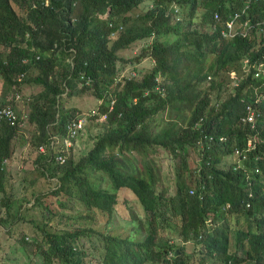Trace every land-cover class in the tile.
Instances as JSON below:
<instances>
[{
    "label": "trees",
    "instance_id": "16d2710c",
    "mask_svg": "<svg viewBox=\"0 0 264 264\" xmlns=\"http://www.w3.org/2000/svg\"><path fill=\"white\" fill-rule=\"evenodd\" d=\"M249 14L263 0H0V226L33 264H93L81 237L100 264H264V29L226 24Z\"/></svg>",
    "mask_w": 264,
    "mask_h": 264
},
{
    "label": "rangeland",
    "instance_id": "374dc122",
    "mask_svg": "<svg viewBox=\"0 0 264 264\" xmlns=\"http://www.w3.org/2000/svg\"><path fill=\"white\" fill-rule=\"evenodd\" d=\"M145 9V6H144ZM104 16V15H103ZM205 17L201 15V11L199 9L198 14L195 15V17L191 18L190 21L188 19L185 20L186 24L184 26V29H192L194 27L199 28L201 31H207V26H203L204 24L203 20ZM210 20V19H209ZM264 27H262V30ZM247 32H243L242 34H246ZM248 38H251L250 33L248 32ZM139 52V48L133 47L132 51L127 52L129 54L136 55ZM125 54V53H124ZM209 56L211 57L212 54L210 53ZM137 65H142L141 63H137ZM258 65H260L264 70V62H259ZM258 74V73H257ZM227 89L225 88L224 91H222L223 95L227 93ZM21 97V96H20ZM82 99V98H79ZM72 102H78V100H72ZM24 107L21 106L22 111H27ZM25 113V112H23ZM28 135V132L25 131V134L23 138L25 139ZM24 139L22 140L19 138V142H24ZM24 148V147H23ZM158 162L161 164L162 168V174L164 176L171 175V170H169V167L171 169L172 163L170 162L168 156L165 153H160L157 157ZM24 163L17 162V165H12V171H13V177L9 181L10 183L13 182L14 190L16 191V187L21 182V178L25 174L24 167H26ZM33 175H36L37 173L32 172ZM98 173L91 172L90 177L95 180V183L100 182L102 185H105L106 178L103 180L98 178ZM14 179V181H13ZM9 183V185H10ZM9 185L7 188L9 189ZM127 191V190H126ZM19 194V193H18ZM1 195V192H0ZM125 196H130V193L127 192ZM133 199V198H131ZM131 201V200H130ZM14 206L17 205V202L13 203ZM119 211L114 213L113 220L108 224V232H116L121 233L122 235H125L127 232H129V228L133 224L130 219L125 218L128 215V209L125 207L124 203L120 204V208H117ZM138 212H141L140 208H137ZM2 213V212H0ZM4 227V226H3ZM171 233V232H170ZM139 236V234H137ZM15 241L11 236H9L5 229L0 226V264H33L32 260L30 259L29 255H27L24 251L20 250L18 247L19 245L17 243H14ZM192 241H189V245H191ZM79 244L81 246V249L86 251L85 258L91 259V262L93 264H100L99 259V253L95 251V246H98V240L96 238L89 239L87 237H81L79 239ZM22 248V247H21ZM147 264H169L164 261H158V262H148Z\"/></svg>",
    "mask_w": 264,
    "mask_h": 264
},
{
    "label": "clouds",
    "instance_id": "9594fccd",
    "mask_svg": "<svg viewBox=\"0 0 264 264\" xmlns=\"http://www.w3.org/2000/svg\"><path fill=\"white\" fill-rule=\"evenodd\" d=\"M247 1H249V0H247ZM253 1H255V0H253ZM263 3H264V0H263ZM248 5H249V2L244 3V6H245L244 10H245V8L248 7ZM215 15H217V13H215ZM240 16L242 17V19H240L239 27L236 28L235 30H232L233 24L235 22L234 21V17L231 18V19L226 20V24L229 27V32H228L227 37H232L237 32H239V33L247 32L246 34H248L250 28L253 27L256 24H260L261 28L264 27V18L258 19V20L255 21L254 19L250 18V14H249V16H242V15H240ZM251 38H252V36H251ZM246 59L248 60L247 57H246ZM256 75H257V73H256ZM251 116H252L251 114L248 115V119L247 120H251V118H252ZM263 233H264V229H263Z\"/></svg>",
    "mask_w": 264,
    "mask_h": 264
},
{
    "label": "built area",
    "instance_id": "2783aa9c",
    "mask_svg": "<svg viewBox=\"0 0 264 264\" xmlns=\"http://www.w3.org/2000/svg\"><path fill=\"white\" fill-rule=\"evenodd\" d=\"M1 118H7L10 121L11 124H14L15 123V121H14V119H15V113H14V111L10 107L2 106L0 108V119ZM82 122L83 121L81 119H79L77 121V125L78 126L79 125H82ZM71 126H74V125H71ZM41 149H43V147H41Z\"/></svg>",
    "mask_w": 264,
    "mask_h": 264
}]
</instances>
